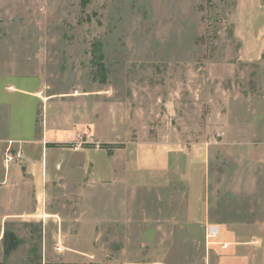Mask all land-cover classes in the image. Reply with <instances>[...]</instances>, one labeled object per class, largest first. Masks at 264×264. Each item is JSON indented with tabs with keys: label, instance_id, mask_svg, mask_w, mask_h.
<instances>
[{
	"label": "rangeland",
	"instance_id": "374dc122",
	"mask_svg": "<svg viewBox=\"0 0 264 264\" xmlns=\"http://www.w3.org/2000/svg\"><path fill=\"white\" fill-rule=\"evenodd\" d=\"M211 223L264 264V0H0V264L61 227L104 264H216Z\"/></svg>",
	"mask_w": 264,
	"mask_h": 264
},
{
	"label": "crops",
	"instance_id": "0c3cea01",
	"mask_svg": "<svg viewBox=\"0 0 264 264\" xmlns=\"http://www.w3.org/2000/svg\"><path fill=\"white\" fill-rule=\"evenodd\" d=\"M75 137V131L70 128H46L45 138L46 145L50 146L51 144H56L59 142H66ZM161 150V149H160ZM170 151L168 150L161 151V159L158 157H140L139 163L141 170H156V169H165L168 168V155ZM196 152V151H195ZM203 155V153H201ZM194 155V154H193ZM195 160H199L197 156H200L198 153L195 154ZM32 160H29V166L31 165ZM199 162V161H198ZM38 163H40L38 161ZM198 164V163H196ZM31 168V167H29ZM39 191V190H38ZM40 200V196L38 195ZM29 214V213H26ZM49 217V214H46ZM220 235L218 242L211 245V250L217 255L216 264H251V253L250 248L251 244L254 241H244L241 242L237 238V233L228 227V224H220ZM56 243L57 245L54 248H43L41 249V255L43 257V263H52V264H104L103 260L89 251H83L67 244H63L65 241V230L61 227L59 232H56ZM67 241V240H66ZM58 242V243H57ZM227 243V247H224L221 243ZM123 252H127L123 250ZM106 264H161L160 262H147L145 260H132L129 258H124L122 260L116 258H109L106 261ZM208 264V263H205Z\"/></svg>",
	"mask_w": 264,
	"mask_h": 264
},
{
	"label": "built area",
	"instance_id": "2783aa9c",
	"mask_svg": "<svg viewBox=\"0 0 264 264\" xmlns=\"http://www.w3.org/2000/svg\"><path fill=\"white\" fill-rule=\"evenodd\" d=\"M221 228L218 224H208L207 226V239H208V245H213L218 242V238L220 235ZM224 247H227V243L222 242L221 243Z\"/></svg>",
	"mask_w": 264,
	"mask_h": 264
},
{
	"label": "trees",
	"instance_id": "16d2710c",
	"mask_svg": "<svg viewBox=\"0 0 264 264\" xmlns=\"http://www.w3.org/2000/svg\"><path fill=\"white\" fill-rule=\"evenodd\" d=\"M3 239H5L10 244L12 242L16 243V241L18 240L17 237H16V235H15V233L10 232L7 229L5 230ZM40 264H42V263H40Z\"/></svg>",
	"mask_w": 264,
	"mask_h": 264
}]
</instances>
